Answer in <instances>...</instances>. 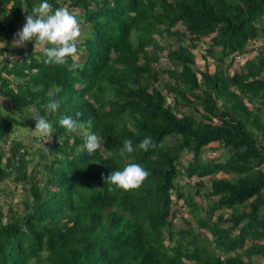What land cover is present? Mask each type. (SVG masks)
<instances>
[{"label": "trees", "instance_id": "1", "mask_svg": "<svg viewBox=\"0 0 264 264\" xmlns=\"http://www.w3.org/2000/svg\"><path fill=\"white\" fill-rule=\"evenodd\" d=\"M41 2L0 0V192L8 178L25 190L21 213L4 214L0 200V264H264V39L227 71L264 35V0H48L82 22L75 71L45 63L34 41L12 47ZM203 39L196 68L192 48ZM53 97L62 103L49 114ZM33 107L56 131L31 168L20 140L5 138L14 124H34L8 113ZM77 112L101 137L92 155L83 130L59 125ZM145 136L158 146L118 155L125 139L135 146ZM214 143L221 151L210 158ZM128 163L150 175L109 191L103 177ZM205 176L200 205L191 193ZM180 199L195 226L184 217L186 228L174 225Z\"/></svg>", "mask_w": 264, "mask_h": 264}, {"label": "clouds", "instance_id": "2", "mask_svg": "<svg viewBox=\"0 0 264 264\" xmlns=\"http://www.w3.org/2000/svg\"><path fill=\"white\" fill-rule=\"evenodd\" d=\"M82 35V22L77 15L70 11L67 7H59L53 9V6L48 0H42L37 6L33 7L32 13L25 16V22L20 30L14 33L11 40L14 48H27L26 43L34 41L32 49H37L46 57L45 63L54 64L57 66H67L68 71H75L82 66L78 63L80 37ZM3 42L2 40H0ZM0 44V48L3 47ZM5 57L9 61L15 60L17 55L11 49L6 52ZM71 58L72 62L69 63ZM2 102V101H0ZM62 101L57 98H49L47 103V112L49 114L57 113ZM32 110L35 121L34 132L44 142L51 143L55 129L52 123L45 117L40 116L35 107ZM81 113L77 112L75 118L72 116H61L59 125L69 132L76 133L80 130L84 131V151L88 155H92L102 146L101 137L97 133H92L84 130V123L78 118ZM14 117V115H13ZM28 121V120H22ZM32 125V126H33ZM30 126V125H29ZM4 142H1L3 144ZM158 145L150 136H145L137 145H133L132 140L125 139L123 147L118 155L121 158L134 153L137 148L147 152L149 149H154ZM162 147V145H161ZM45 151H49L45 147ZM99 163V162H92ZM150 172L147 171L139 163H128L122 170L112 171L106 177H103L104 184L109 185V191H113V186L117 189L129 191L139 188L148 178Z\"/></svg>", "mask_w": 264, "mask_h": 264}, {"label": "rangeland", "instance_id": "3", "mask_svg": "<svg viewBox=\"0 0 264 264\" xmlns=\"http://www.w3.org/2000/svg\"><path fill=\"white\" fill-rule=\"evenodd\" d=\"M264 39V35H262V37L255 39V40H251L248 42L247 44V50L236 56L235 58H233V61L230 65V67L227 69V71L229 73L233 72V71H238L240 69L241 64L243 63V61H245V59H248L250 57H252L253 55H255V53L257 52L258 49L261 48V41ZM204 41L205 39H203V42H201V44H197L194 48H192V52L194 53L195 57H194V61H195V67L196 68H200L203 67L204 63L201 59V54L203 53V46H204ZM0 44H3V42L0 41ZM208 62L206 63V68L208 69V71H212L213 70V64L211 62V60L209 58H207ZM160 65H165V59L163 56H161L160 58ZM205 66V65H204ZM165 67V66H164ZM164 92V91H162ZM23 113L21 115L18 114H14V113H8L9 115H11L16 120L22 121V120H28L27 122H31V121H35L33 116V112L32 110H22ZM21 111V112H22ZM6 110L3 109V107H0V118L3 117L6 113ZM20 113V112H19ZM1 121V120H0ZM26 122V121H25ZM29 124H27V126H22L21 124H14L12 125L13 127L11 128L9 134L6 136L5 140L10 141L11 138L15 139V140H20V142L22 143V145L24 146L26 153L25 156V160L27 161V164L29 167L32 168L33 164L36 163L38 161L39 158H42L43 155L47 156L45 153L42 152V150L46 147L44 146V142L35 134L34 132V128L35 125L33 126H28ZM8 137V138H7ZM3 145V144H2ZM216 144H210L206 149L204 154L206 156L214 157L216 156V154H219V152L221 151L220 149H218L216 146ZM212 152H215V155H213ZM184 158H187L188 155L185 154L183 155ZM182 156V157H183ZM183 162H185L183 160ZM216 175H221V173H218ZM208 176H205V184L203 187L200 188L199 193H195L194 191H192L191 195L193 196V199L198 202L200 205L205 204V199H203L204 194L207 192V187H208V180H207ZM187 179L185 178V176H180L178 178V182L179 184H181L183 186V188L181 189L182 192H186L187 191V187L186 183L184 184V181H186ZM191 182H194V178L191 177V179L189 180ZM0 196H1V203H2V211L4 212V214L7 212L6 208H8V206L12 207L13 212L16 213H21L22 211V205H21V201L24 199L25 197V190L22 188L21 183H17L14 184L12 182V180L10 178H8L6 180V182L2 185V191L0 192ZM174 196L172 195V198ZM180 206L181 208L179 210L176 209V216L173 219V223L174 225H178L181 226L182 228H186V222L187 223H191L192 226H195V222L193 220V218L191 217V215L189 214V208L187 206H185V204H182L183 201H181V199L179 200ZM179 203L176 202L175 207H177V204L179 205ZM223 211H227L226 209H224ZM200 213H203V210H200ZM217 213V211H215V214ZM184 217L187 218L186 222H183L180 218ZM5 219V216H3L2 220ZM202 235L201 236H207V232L202 230L201 231ZM167 241H164V244Z\"/></svg>", "mask_w": 264, "mask_h": 264}]
</instances>
